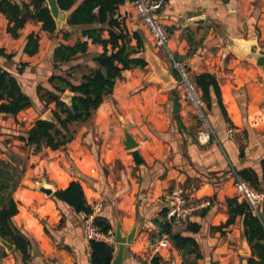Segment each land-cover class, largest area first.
Returning <instances> with one entry per match:
<instances>
[{"label": "crops", "instance_id": "1", "mask_svg": "<svg viewBox=\"0 0 264 264\" xmlns=\"http://www.w3.org/2000/svg\"><path fill=\"white\" fill-rule=\"evenodd\" d=\"M133 1L119 5L115 17L131 34L140 32L144 41L142 57L150 60L152 53L159 57L164 70L173 71L168 50L157 46L149 31L134 19ZM81 2L77 0L71 10H65V19L53 34L42 30L41 22L30 20L15 38L7 32L8 19L0 12V66L17 78L33 102L16 117L0 113V136L4 127H19L17 119L27 120L29 115L37 116L41 112L45 105L38 86L52 90L49 77L59 75L55 69L68 64L67 73L60 75L77 83L81 79L75 81L72 70L82 66L78 57L91 54L88 62L93 67L84 74L96 67L94 58L104 48L91 40L86 53L54 66L53 52L57 45L73 44L79 37L84 39L77 33L82 35V30L89 26L68 23L70 12ZM157 17L170 31L169 48L177 60L187 63L194 75L210 72L218 79L227 116L214 97L208 108L214 134L200 138V123L182 91L176 84L159 83L148 60L144 68L123 71L113 93L95 111V134L90 133V140L84 139L82 131L66 145L67 150L44 147L49 156L39 159L36 169L46 172L57 183L55 191L67 188L72 181L80 182L88 205L94 201L103 203L99 216L106 217L114 231L119 223L122 233L127 235L137 225L125 264L147 263L153 243L162 234L160 223L168 222L167 215H162L169 207L165 198L177 186L183 187L191 199L208 200L209 205L191 214L185 223L173 229L170 225L172 232L193 237L198 246L191 245L189 251L177 247L171 240L169 247L161 251L160 263L248 264L252 249L244 233L242 217H237L228 227L223 224L229 218L227 199L243 200L236 191L235 169L252 167L262 174L264 72L241 51L238 41L255 38L264 48V0H162ZM195 18L202 21L187 24ZM100 27L104 28L103 37L107 38L110 26ZM31 32L40 35V49L33 56L23 50ZM64 32H70L69 39H64ZM189 33L194 38V52L187 55ZM228 40L230 44L226 43ZM174 97L178 100L177 111H174ZM49 107L51 110L53 105ZM38 118L29 120L34 123ZM124 125L138 138L140 163H136L133 152L122 142ZM228 125L235 129L233 138L227 136ZM61 164L72 166V172ZM101 164L111 167L109 174L99 172ZM116 165L119 170L114 169ZM21 187L14 193L19 209L14 221L31 239L30 257L24 260L15 245L8 251L0 244V249L6 252L0 254V264H91L92 249L90 241L85 239L80 213L56 200L54 192L45 197L42 191L31 190V196L24 194L28 196L24 202L18 194ZM26 205L30 206L29 210ZM190 222L199 225L197 232L187 229Z\"/></svg>", "mask_w": 264, "mask_h": 264}, {"label": "trees", "instance_id": "2", "mask_svg": "<svg viewBox=\"0 0 264 264\" xmlns=\"http://www.w3.org/2000/svg\"><path fill=\"white\" fill-rule=\"evenodd\" d=\"M126 1L82 0L70 12L68 23L89 26L82 30V36L87 35L92 43L100 44L104 49L94 58L96 67L88 74H84L79 82H73L64 75L53 74L49 77V82L53 86L52 90L42 85L38 86L40 99L44 102L45 108L53 105L51 107L53 119L38 118L25 133L19 136V139L31 148L33 153L40 152L44 147L58 150L72 142L79 124L92 120L97 108L113 93L117 81L122 78L123 71L135 67L144 68L148 64L147 60L140 55L144 50V41L140 32L135 31L131 34L115 17L119 5ZM223 1L229 2V0ZM76 2L77 0H58L63 10H71ZM0 12L8 19L7 32L15 38L30 20L41 22L42 30L48 33L53 34L57 30L56 21L46 5V0H22L21 2L0 0ZM104 24L110 26L107 38L103 37L104 28L100 27ZM185 30H189V27ZM63 37L69 39L70 32H64ZM187 39L190 44L187 53L189 55L194 52L192 49L194 38L189 33ZM88 47L89 42L82 38H78L73 44L61 42L53 52L54 66L58 67L74 60L78 54L86 53ZM39 49L40 35L37 32H31L26 37L23 50L26 54L33 56L39 52ZM195 80L202 90L206 108L211 107L212 100L216 97L223 115L227 116L217 77L210 72H202L195 75ZM67 90L73 93L69 102L62 99V95ZM32 104L31 98L24 93L17 78L0 66V113L16 117L20 111ZM6 156L7 159L0 158V236L15 245V250L21 252L24 260H28L32 242L28 234L15 224L14 216L19 209L14 193L21 186L22 179L31 166L30 156L14 152H9ZM261 169V175L252 167L235 169V173L255 189L264 191V158L261 160ZM20 196L24 202L28 200V196ZM53 196L56 200L73 208L76 213L91 211L83 187L78 181H72L65 189H57ZM226 202L229 218L223 226L228 227L236 221L237 217H242L244 233L252 249L248 264H264V203L256 214L247 201H240L238 197L228 198ZM21 208L25 211V207ZM163 214L167 215L166 209L163 210ZM96 222L104 230L112 228V224L106 217L98 216ZM30 223L34 225L35 222L30 220ZM160 225L161 232H169L171 240L177 247L190 251L191 245L195 248L198 246L193 237L172 232L168 222H162ZM187 229L197 232L199 225L190 222ZM90 245L91 264H111L114 253L112 245L96 240L90 241ZM0 254H6L5 250L0 249ZM155 262L162 264L159 258H156Z\"/></svg>", "mask_w": 264, "mask_h": 264}, {"label": "built area", "instance_id": "3", "mask_svg": "<svg viewBox=\"0 0 264 264\" xmlns=\"http://www.w3.org/2000/svg\"><path fill=\"white\" fill-rule=\"evenodd\" d=\"M132 4L134 19L149 31L157 46L168 50L172 58V68L176 74V85L182 91L184 98L200 123V138L210 137V135L214 134V127L209 118L202 90L197 84L195 75L188 64L177 60L171 53L169 48V30L163 21L157 17V11L162 4V0H134ZM84 39L86 41L90 40L87 35L84 36ZM227 127V136L233 138L235 136L234 127L232 125H228ZM235 187L237 194L248 202L254 213L258 214L264 202V191L255 189L249 182L240 178L237 174ZM165 200L169 203L167 221L172 225V229L177 225L185 223L187 218L194 212L209 205L208 200L191 199L181 186H177L171 190ZM90 207V212H80L84 223L85 239L88 241H103L115 247L114 230L112 228L104 230L96 222V218L103 211V203L101 201H94L90 204ZM170 243V233L162 232L160 238L153 243L146 264H157L155 259L159 258L161 251L169 247Z\"/></svg>", "mask_w": 264, "mask_h": 264}, {"label": "rangeland", "instance_id": "4", "mask_svg": "<svg viewBox=\"0 0 264 264\" xmlns=\"http://www.w3.org/2000/svg\"><path fill=\"white\" fill-rule=\"evenodd\" d=\"M77 34L79 36H82L81 32H79V31ZM253 39H255V38H253ZM240 42H242V41H238V43H240ZM226 43L230 44V40H228ZM90 58H91V54L87 55L86 57H83V58L78 57V61L81 62L82 66H80L79 68L77 67L76 69L72 70V74H73L72 77L75 79V81H79L81 79V76L93 67V65H92L93 63L88 62V61H90ZM86 61H87V63H86ZM67 68H69L68 64H64V65H62V67L60 69H55V72L59 73V74H66ZM69 96H70V92L68 90L66 91L65 94L62 95V97L65 99V101L69 100ZM50 112H51L50 107L49 108L44 107L41 110V112H37V114H38L37 116L36 115H34V116L29 115L27 120L17 119L16 122H17V124H19V127H17V128L4 127L5 130H4L3 134L0 136V142H1L0 143V158H6L7 159L8 157L6 156V154H8L9 152L10 153L14 152V153L21 154L23 156H30L29 163L33 164V167L28 168V170L26 171V173L22 179V183H21L22 187L21 188H23V189H21L18 192L19 195H24L25 193H27V195L31 196L30 191L31 190L42 191L40 189L41 186H45V187L53 188V189H55L57 187V183L53 179H51L46 172H43L42 170L40 172H38L36 169L37 164H39L40 160L46 158L45 156H49V152L48 151L45 152V150L43 149L41 152L35 154V153H33L31 148L26 146L19 139V136L21 134L25 133L30 128V125L33 123L32 120L35 117L39 116V118H44V117L46 118L48 115H50ZM94 118H92V120L88 123L79 124L76 137L78 136V134H80L82 131H84V133H83L84 139L90 140V138H91L90 133L95 134L94 133V131H95V120H94ZM29 119H32V120H29ZM30 121H31V123H30ZM28 122L30 124H28ZM67 147L68 146H66V148H62L61 151L67 150ZM68 156L69 155H66L67 159L69 160ZM51 159H55V157L52 156ZM61 166L65 167L67 170H69V172H72V168H73L72 166L68 167V166H65L64 164L63 165L61 164ZM110 168L111 167H109V166L105 167L104 165L101 164L99 172L101 171L102 174L105 173L107 175L110 172ZM114 169L119 170L118 165L114 166ZM25 189H28V190H25ZM42 193L44 194L45 197L49 196L43 191H42ZM26 208H28V210H29L30 206L26 205Z\"/></svg>", "mask_w": 264, "mask_h": 264}, {"label": "water", "instance_id": "5", "mask_svg": "<svg viewBox=\"0 0 264 264\" xmlns=\"http://www.w3.org/2000/svg\"><path fill=\"white\" fill-rule=\"evenodd\" d=\"M46 1L48 3L51 14L53 15L56 21L57 28H59L62 24V20L65 19V10L60 8L58 0H46ZM201 21H202L201 18H195L187 21V24L188 25L198 24ZM239 46L241 48V51L246 53L249 57H251L255 61L257 66H259L264 72V48L261 47L255 39H251L249 41H244V42L242 41L239 43ZM149 58L150 60L149 59L148 60L153 65V68L155 70V75L158 78L159 83H161L163 86L176 84L177 80L173 71L164 70L159 57L150 53ZM72 95L73 93L70 92L69 100L68 101L66 100L67 102L70 101V97H72ZM62 99L65 100L63 97ZM173 101H174L173 104L174 111H177L178 110L177 97H174ZM44 119L52 120L53 119L52 111L50 112V115H48L46 118L44 117ZM122 129H123V139H122L123 144L128 150H131L133 152L136 163H140L142 159L137 150L140 144L138 138L129 131L126 125L122 126ZM40 189L43 192H45L47 195H51L55 191V189L48 188L45 186H41ZM114 233H115L116 244L114 247V253L111 264H125V260L128 254L129 244L131 243V241L133 240L134 236L137 233V225H135L127 235H124L121 231V226L118 223ZM0 244L3 245L8 251L14 249V245L9 243L6 239L2 238L1 236H0Z\"/></svg>", "mask_w": 264, "mask_h": 264}]
</instances>
